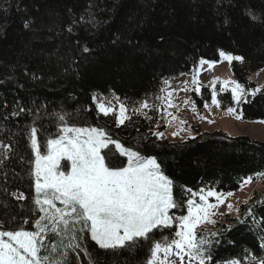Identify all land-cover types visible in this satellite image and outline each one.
Segmentation results:
<instances>
[{"label": "trees", "instance_id": "obj_1", "mask_svg": "<svg viewBox=\"0 0 264 264\" xmlns=\"http://www.w3.org/2000/svg\"><path fill=\"white\" fill-rule=\"evenodd\" d=\"M221 50L245 58L231 66L249 92L239 108L243 119L264 121V89L251 95L257 85L250 81L264 68V0H0V230H35L33 127L42 151L63 123L105 129L125 147L155 157L185 208L201 189L233 192L247 177L261 178L256 174L264 172V141L198 126L193 138L163 141L155 133L156 118L133 114L120 126L93 100L96 94L117 96L134 109L160 94L165 79L191 73L202 58L219 61ZM211 93L204 88L202 98L194 96L199 109L211 103ZM220 100L224 110L233 106L230 92L220 93ZM111 160L115 166L126 162ZM200 235L213 242L207 246L211 264H255L252 255L264 257V192L254 194L238 217ZM87 242L94 264H145L149 249L144 242L115 251Z\"/></svg>", "mask_w": 264, "mask_h": 264}, {"label": "snow or ice", "instance_id": "obj_2", "mask_svg": "<svg viewBox=\"0 0 264 264\" xmlns=\"http://www.w3.org/2000/svg\"><path fill=\"white\" fill-rule=\"evenodd\" d=\"M248 15L253 20L257 19L251 12ZM30 26V21L23 22L25 30L30 29ZM68 31L71 32L72 28L69 27ZM89 51L87 46L83 47V52ZM219 55V61L202 58L199 65L201 68L205 64L214 68L223 61L229 64L234 61L243 63L245 59L222 50ZM200 70L194 69L196 75L192 80L197 93L200 92ZM218 81L219 78H216L212 82L211 103L220 107L221 100L217 98L215 89ZM163 83L167 86L161 89L165 93L163 99L167 101L168 107H175L172 96L177 90L168 91L171 86L169 80L165 79ZM222 83V91L229 90L228 86L232 85L230 92L237 104L242 100L247 102L244 85L235 80ZM259 91V88L253 89L251 95L255 96ZM93 100H97V97L93 96ZM115 100L116 103L111 100L107 103L98 101L96 107L104 116L115 115L118 125H123L131 119L127 115L129 107L119 97H115ZM139 103L140 107L132 109L133 112L140 113L150 107L147 100ZM204 106L209 107L207 103ZM227 111L235 115L237 120L243 118L242 111L237 112L235 107H228ZM168 115L177 118L171 112ZM59 120L65 122V117L60 115ZM37 132V128H31V145L35 152L34 203L43 215L34 222L35 231L22 228L0 230V264H68L67 249L75 251L81 247L76 241L78 233L83 232L89 233L91 240L104 250L132 249L142 242L147 243L149 249L145 264H211L212 253L207 246L213 242L200 235V231L203 225L216 222L213 219L217 215L216 210L234 195L233 192L224 193L213 189L205 192L201 189L199 200L188 199L185 208L174 199V182L164 174L155 157L144 156L137 150L125 147L112 139L105 129L63 123L60 135L46 139L43 152L37 141ZM156 135L163 137V133ZM113 156L124 157L126 162L115 166L111 160ZM62 160L66 162L68 170H61ZM256 176L264 177V172ZM252 181L253 177L249 176L244 183L250 184ZM17 198L22 199L24 196L21 193ZM210 198L216 202H210ZM227 208L231 211L234 205L229 203ZM175 209H180L181 214L175 215ZM160 229L170 230L171 235L160 234ZM49 233L59 238L57 243L45 245ZM65 238L69 241L67 245H63ZM62 245L65 250L61 258H54L52 253ZM260 247L264 249V238H261ZM84 252L90 256L87 248H84ZM251 260L255 264H264V257L252 255ZM89 264L94 262L90 260ZM225 264L240 262L229 260Z\"/></svg>", "mask_w": 264, "mask_h": 264}, {"label": "rangeland", "instance_id": "obj_3", "mask_svg": "<svg viewBox=\"0 0 264 264\" xmlns=\"http://www.w3.org/2000/svg\"><path fill=\"white\" fill-rule=\"evenodd\" d=\"M232 63L229 64L227 61H223L222 63H217L214 68H209L207 64L203 65L201 68V66L198 64L195 69L197 68L201 69L199 73V82H200L199 93L194 91L195 85H193L192 80H193V76L196 75V72L193 70L191 73L186 74L180 78L169 79L171 86L168 87V91H173V89L177 90L173 93L172 96V102L175 105V107L167 106V101L163 99L165 93L161 91L160 94L148 100L150 106L149 108L143 109L142 112L140 113H135L132 111V108L130 107L127 115L131 117L133 114H137L152 119L156 118L154 120L156 126L155 133H163L162 138L158 136L157 137L160 140L168 141V142H183L188 140L189 138L195 137L196 133L193 130L194 126L200 127L204 132L222 131L228 134L230 137L247 136L258 141H264V123H261V121H246L243 118L237 120L235 118V115L228 113L227 109L224 110L221 108V106L217 107L215 105H212V103H208L209 107L204 106L202 109H199L194 101L195 95L199 98H202L204 96L203 95L204 88H208L211 91L213 90L212 82L216 78H219V81L215 84L217 98L220 100V93L230 92V88L232 87L231 84L228 86L229 90H224L220 92L218 88L220 89L223 88L222 82L225 80L237 81L233 75V71L231 67ZM239 64L242 65L243 63L239 62ZM250 81L255 83L257 85V88H259L260 90L264 89V68L261 69L260 71L251 74ZM165 87L167 86L163 85V88ZM181 89H187V90L184 91ZM248 95L249 92L246 89V93H245L246 98ZM95 97H97V100H94L97 105L98 101H104L105 103H107L108 100H111L112 103H116L115 97L117 96L104 97L102 95L96 94ZM242 102H244V100H242L239 104H237L233 100V106L231 107H235L237 109V112H240L239 108ZM139 107L140 104L136 105L134 109ZM194 108L195 110H193ZM169 112L173 113L177 118L173 119L172 116L168 115ZM109 116H115V115H109ZM181 121H185L186 123H181ZM174 133H176V135H174ZM58 135H60V133ZM60 167L61 170H68L66 168V162L63 160L60 163ZM263 192H264V177L255 179L250 184L244 183L239 190L233 191L234 195L228 197L225 204L220 205L219 208L216 210L217 215L213 217V219L216 222L207 223L203 225L200 232H208L215 230L217 224L228 216L238 217L241 213L242 206L249 205L254 194L263 193ZM199 193L200 192L198 193L194 192L192 194V197L189 199H195L198 201ZM210 202L215 203L216 201L214 198H210ZM229 203L234 205V208L231 211L227 208V204ZM57 206L60 205L58 204ZM175 210H177L178 213H174V214L178 216L181 213V210L180 209H175ZM221 213L223 215H221ZM41 215H43V213H40L38 211L37 219H39ZM58 239H59L58 237H55L51 233H49L44 243L45 245H50L51 243H57ZM88 239L91 240L89 233L87 232L78 233V240L76 242L79 243L81 247L76 249L75 251H73L71 248L67 249L68 264H89L91 260V256L86 255L84 252V248H87V252L90 253L87 242ZM68 243H69L68 239L65 238L63 241V245H67ZM63 245L60 246L58 251L52 253V256L54 258L56 259L61 258V253L65 250ZM42 254H48V253H42Z\"/></svg>", "mask_w": 264, "mask_h": 264}]
</instances>
